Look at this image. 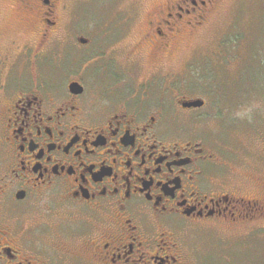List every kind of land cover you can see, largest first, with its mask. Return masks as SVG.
I'll use <instances>...</instances> for the list:
<instances>
[{
  "label": "flooded vegetation",
  "instance_id": "obj_1",
  "mask_svg": "<svg viewBox=\"0 0 264 264\" xmlns=\"http://www.w3.org/2000/svg\"><path fill=\"white\" fill-rule=\"evenodd\" d=\"M214 2L164 3L151 33L124 57L118 42L128 28L114 39L112 25L102 23L99 42L80 37L73 44L79 68L66 75L64 91L45 75L0 85V264H59L69 239L87 244L97 264H188L193 231L262 215L261 198L245 196L241 184L221 175V159L183 119L207 100L172 81L170 97L165 88L152 91L154 78L176 74V37L205 25ZM15 6L25 12L15 23L30 33L24 29L30 37L21 45L28 69L45 72L52 57L61 64L64 47L62 54L52 48L57 33L69 43L77 34L69 35L70 19L60 26V13H71L68 0H14ZM94 44L95 54H85ZM105 53L125 71L135 68L137 82L118 76L104 87L93 83ZM73 82L81 92L71 91ZM196 100L204 104L188 106ZM79 223L89 224L86 234Z\"/></svg>",
  "mask_w": 264,
  "mask_h": 264
},
{
  "label": "rangeland",
  "instance_id": "obj_2",
  "mask_svg": "<svg viewBox=\"0 0 264 264\" xmlns=\"http://www.w3.org/2000/svg\"><path fill=\"white\" fill-rule=\"evenodd\" d=\"M169 1L173 0H68L71 13H60V26L70 19L69 35L77 34L69 43L62 32L57 33L52 48L62 54L64 47V57L61 64L55 63L53 57L45 61L44 72L40 66L28 69L25 63L29 53L23 52L21 45L30 36L24 26L15 23L25 14L24 10L21 6L12 8L14 0H0V85L6 82L8 89L19 77L45 75L50 85L64 91L66 75L79 68L80 52L75 45L81 44L80 37L88 38L90 43L99 42L97 33L104 22L112 25L114 39L128 28L125 42L120 38L118 42V57L121 51L124 57L136 40L151 33V20ZM126 19H131L127 25ZM170 47L176 59L171 68L176 74L154 78L152 91L159 93L165 88V95L170 97L168 86L172 81L186 93L207 100L202 110L183 119L221 159V175L229 176L230 183L241 184L245 196L260 197L264 205V0H215L207 23L178 35ZM48 48L51 50V45ZM96 49L94 44L84 52L91 56ZM149 50L151 47H145V51ZM108 59L107 53L99 58L93 83L104 87L118 76L137 82L135 68L125 71L122 63ZM213 223L210 228L191 233L188 264H264V212L239 225L221 220ZM79 227H84L86 234L89 224L79 223L76 229ZM65 244L67 253L63 260L57 259L59 264H97L87 244L72 239Z\"/></svg>",
  "mask_w": 264,
  "mask_h": 264
},
{
  "label": "water",
  "instance_id": "obj_3",
  "mask_svg": "<svg viewBox=\"0 0 264 264\" xmlns=\"http://www.w3.org/2000/svg\"><path fill=\"white\" fill-rule=\"evenodd\" d=\"M81 42H82V43H85L86 40H85L84 38H81ZM70 89H71V91L76 92V93L82 91V87H81V85H80L78 82H73V83H71V84H70ZM203 104H204V101H203V100H196V101H194V102L188 104V106L200 107V106H202Z\"/></svg>",
  "mask_w": 264,
  "mask_h": 264
}]
</instances>
